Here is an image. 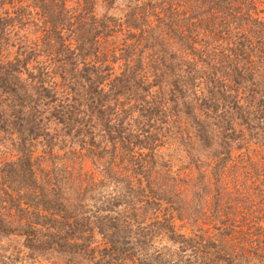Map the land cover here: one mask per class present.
Segmentation results:
<instances>
[{
	"label": "trees",
	"instance_id": "16d2710c",
	"mask_svg": "<svg viewBox=\"0 0 264 264\" xmlns=\"http://www.w3.org/2000/svg\"><path fill=\"white\" fill-rule=\"evenodd\" d=\"M118 1L0 0V264H264L258 0Z\"/></svg>",
	"mask_w": 264,
	"mask_h": 264
},
{
	"label": "rangeland",
	"instance_id": "374dc122",
	"mask_svg": "<svg viewBox=\"0 0 264 264\" xmlns=\"http://www.w3.org/2000/svg\"><path fill=\"white\" fill-rule=\"evenodd\" d=\"M129 0H119L116 3V8H121L124 6ZM257 5V14L259 18H264V0H258L256 2ZM115 8V9H116ZM97 10L101 13L103 12L102 7L98 6ZM113 13H117V11H113ZM33 30H35L32 26H26L22 31H18L19 34L28 36V38L32 41L36 40L38 37L37 33H33ZM118 40H112L108 39L101 43V50L102 53H109L110 50L114 46H118ZM115 71H118V67L114 66ZM159 155L161 159L165 162H168L170 167L172 168V171L175 172H185L181 170L186 165V160L183 152L175 146L166 144V146L159 149ZM9 158V155L5 154L3 150L0 148V162L4 159ZM85 169L91 170L90 165L87 163L84 164ZM154 247L159 248L160 246L167 245V241L163 237H157L153 240ZM3 246L5 248L4 250L0 251V259L4 260L5 262L12 261L14 256H17V253L19 250H21V238L20 237H12L10 241L4 242ZM8 259V260H7ZM50 261V262H49ZM49 261H39L35 264H51L52 262L57 263L58 260L51 258ZM24 261H22L23 263Z\"/></svg>",
	"mask_w": 264,
	"mask_h": 264
}]
</instances>
